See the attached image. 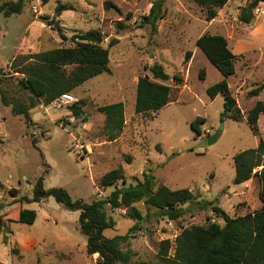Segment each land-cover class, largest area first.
<instances>
[{"label": "rangeland", "instance_id": "rangeland-1", "mask_svg": "<svg viewBox=\"0 0 264 264\" xmlns=\"http://www.w3.org/2000/svg\"><path fill=\"white\" fill-rule=\"evenodd\" d=\"M7 1L16 0H0V4ZM105 1L117 11L103 10ZM156 1L49 0L42 4L40 0H28L20 14H0V94L26 106L34 103L28 111L30 121H26L12 114L11 107L0 100V216L15 220L20 208L36 214L32 225L12 223L9 233L0 234V264L97 262L96 254L88 256L85 252L79 212L66 210L52 197L40 203L15 204L20 197H31L38 178L43 179L45 190L61 188L72 201L85 204L105 199L121 187L136 185L143 173L171 190L191 191L195 200L183 206L187 212L176 222L161 220L155 211L137 204L143 219L131 231L135 222L127 216V209L105 207L115 225L104 230L103 237L127 234L121 249L131 252L132 261L146 264H157L159 243L173 242L181 229H205L208 219L222 224L211 212L212 207L231 218L261 209L257 178L233 184V157L256 148L259 139H264V114L258 118L256 136L244 120L256 102L264 101V90L255 98L247 96L264 84V3L250 10L253 19L244 24L238 16L254 0H228L209 22L202 10L187 0H164L163 17L157 21L155 32L150 34L148 27L137 29L141 17ZM58 5L72 10L58 15ZM127 14L130 19H126ZM117 21L127 29L117 31ZM88 31L100 32L103 48L113 38L118 43L108 49L109 73L89 79L70 93L75 103L82 102V115L74 118L69 112L71 105L54 101L43 106L35 100L18 84L21 76L13 73L12 64L26 55L72 47L70 39ZM205 33L224 37L237 56L235 74L226 82L243 117L240 122L221 120L223 97L211 100L206 95V89L223 77L195 45ZM60 34L69 40H62ZM186 53L191 56L185 63ZM155 63L169 75L168 81L152 77L149 68ZM201 71L203 80L198 76ZM174 75L180 78L179 85L172 79ZM144 76L170 87V102L157 112L135 114L136 84ZM114 103L123 105L124 125L117 138L109 141L103 133L104 115L98 108ZM197 117L205 120L199 126V135L190 129ZM216 133L218 138L208 145L207 138ZM116 169L122 171L125 183L100 187V178ZM11 190L17 191L16 198L11 197ZM198 201L210 206L200 209Z\"/></svg>", "mask_w": 264, "mask_h": 264}, {"label": "trees", "instance_id": "trees-1", "mask_svg": "<svg viewBox=\"0 0 264 264\" xmlns=\"http://www.w3.org/2000/svg\"><path fill=\"white\" fill-rule=\"evenodd\" d=\"M27 1L3 2L0 4V14L4 17L18 15ZM40 1L46 4L49 0ZM187 1L202 10L207 22L215 19L218 10L228 2V0ZM163 2L164 0H158L153 3L148 14L141 17L136 28L148 27L150 34L154 33L157 21L163 17ZM260 2L264 3V0H254L239 14V21L250 24L253 19L250 10ZM102 8L105 11H117L110 1L103 2ZM71 10V7L65 5L56 7L58 15ZM130 18L131 15L127 14L126 19ZM55 22L53 25L56 24ZM115 28L117 31H122L127 29V26L122 21H117ZM60 37L64 41L69 40L61 34ZM102 41L103 38L99 31H88L75 35L70 39L72 47L23 56L12 64L13 73L21 76L18 84L22 88L28 90L43 106H48L61 95L70 94L89 79L102 73H109L108 49L116 45L118 40L111 39L107 48L101 46ZM195 45L223 77L221 81L209 86L205 91L211 100L217 96L223 97V111L220 119L228 118L234 122H240L243 117L236 107L235 99L226 82L227 78L235 74L234 61L237 56L230 51L227 40L220 35L205 33L195 41ZM190 56L189 53L185 54V63L188 62ZM67 68L71 70L67 71ZM149 72L156 80L166 82L170 79L163 67L157 63L149 68ZM198 76L200 80H203V71ZM172 79L177 85L181 82L176 75ZM263 90L264 84L250 90L247 96L255 98ZM170 95V87L152 82L146 76L138 78L135 92V114L157 112L170 102ZM0 100L3 105L11 107L12 114L30 121L28 111L34 106L32 101L26 106L20 102L9 101L4 94H0ZM81 104L82 102L74 103L69 107V112L74 118L81 117L82 111L79 107ZM98 112L104 115L103 133L109 141H114L124 125L123 105L121 103L105 105L99 107ZM263 114L264 101L256 102L246 113L245 123L255 136L258 135V118ZM204 122L203 118L197 117L190 124L191 131L199 135V126ZM0 144H2L1 141ZM233 164L234 185L246 183L252 177L257 178L261 209L244 216L231 218L221 209L212 207L211 212L221 219L222 224L211 223L208 219V226L205 229L200 226L184 228L173 242L161 241L157 253V264H264V139H259L256 148L236 154L233 157ZM142 177V181L136 185L116 189L105 199H96L89 204L79 200L72 201L67 192L61 188L45 190L43 179L38 178L33 186L31 197H20L15 204L40 203L43 199L52 197L66 210L79 212V229L86 237L85 252L88 256L95 254L98 256L96 264H146L132 261L131 252L121 249V244L128 238L127 234L110 239L103 237V231L112 229L115 225L112 219L107 217L105 207L108 206L112 210L127 209V216L135 222L133 228L129 229L131 231L136 229L143 219L142 212L136 207L137 204H141L146 210L155 211L156 216L161 220L176 222L187 212L183 206L195 200V195L187 189L171 190L164 185L157 184L152 175L143 173ZM119 181L125 183L122 171L116 169L104 174L99 180V186L107 188ZM9 193L12 198H16V190H11ZM196 205L200 209H205L210 206V203L198 201ZM16 216L15 220H4L0 216V234L9 233V224L32 225L36 219L34 211L23 208L17 211Z\"/></svg>", "mask_w": 264, "mask_h": 264}, {"label": "built area", "instance_id": "built-area-1", "mask_svg": "<svg viewBox=\"0 0 264 264\" xmlns=\"http://www.w3.org/2000/svg\"><path fill=\"white\" fill-rule=\"evenodd\" d=\"M76 102V99L70 94L61 95L58 99L55 100V103H62L64 105H72Z\"/></svg>", "mask_w": 264, "mask_h": 264}, {"label": "water", "instance_id": "water-1", "mask_svg": "<svg viewBox=\"0 0 264 264\" xmlns=\"http://www.w3.org/2000/svg\"><path fill=\"white\" fill-rule=\"evenodd\" d=\"M217 138H218V133L208 137L207 138V144L211 145L212 143H214L216 141Z\"/></svg>", "mask_w": 264, "mask_h": 264}, {"label": "crops", "instance_id": "crops-1", "mask_svg": "<svg viewBox=\"0 0 264 264\" xmlns=\"http://www.w3.org/2000/svg\"><path fill=\"white\" fill-rule=\"evenodd\" d=\"M257 25H256V27H258V21H257V23H256ZM249 182V181H248Z\"/></svg>", "mask_w": 264, "mask_h": 264}]
</instances>
